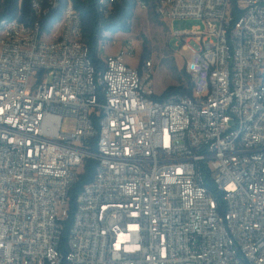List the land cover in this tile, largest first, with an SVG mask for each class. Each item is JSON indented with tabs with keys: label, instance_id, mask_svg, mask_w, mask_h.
I'll return each instance as SVG.
<instances>
[{
	"label": "built area",
	"instance_id": "2783aa9c",
	"mask_svg": "<svg viewBox=\"0 0 264 264\" xmlns=\"http://www.w3.org/2000/svg\"><path fill=\"white\" fill-rule=\"evenodd\" d=\"M153 3L205 22L172 33L190 96L158 100L130 41L96 71L72 0L0 24V264H264V0Z\"/></svg>",
	"mask_w": 264,
	"mask_h": 264
},
{
	"label": "trees",
	"instance_id": "16d2710c",
	"mask_svg": "<svg viewBox=\"0 0 264 264\" xmlns=\"http://www.w3.org/2000/svg\"><path fill=\"white\" fill-rule=\"evenodd\" d=\"M99 1L100 0H72L73 6L81 19L83 42L88 48L89 58L95 70L98 72L104 67L99 57V44L102 40H107L109 37H104V35L130 33L138 1L145 2L149 9H153L154 6L153 0H115L114 3L111 4L110 13L104 16L100 12V7L102 6L105 9L110 7L109 0H104L103 4H100ZM236 1L237 0H231L234 16H238L239 14L236 8ZM61 13L62 8L48 18L43 26V30L50 31L60 20ZM33 20L34 16L31 9V0H0V24L2 22L17 21L25 25H30ZM149 59V52L143 44L139 62L143 64ZM191 93L192 80L189 75L184 73V79H182L181 84L167 87L157 99L164 100L173 95L190 96ZM94 167L95 165L92 161L87 160L83 163L79 180L70 192V215L65 222V230L62 236V248H64L67 233L74 215L76 195L80 189L90 181L94 173Z\"/></svg>",
	"mask_w": 264,
	"mask_h": 264
},
{
	"label": "rangeland",
	"instance_id": "374dc122",
	"mask_svg": "<svg viewBox=\"0 0 264 264\" xmlns=\"http://www.w3.org/2000/svg\"><path fill=\"white\" fill-rule=\"evenodd\" d=\"M197 26L205 28V22L203 20L162 21L155 15L153 9L136 7L131 32L109 35L105 52L114 54L125 42L130 41L136 58L127 59V62L132 67H136L144 44L154 67L152 89L159 96L167 87L182 83L186 73L185 63L191 55L189 51L178 50L172 33ZM114 41L115 43L112 44ZM73 125L72 119H66L63 123L64 129L68 132L72 130Z\"/></svg>",
	"mask_w": 264,
	"mask_h": 264
}]
</instances>
